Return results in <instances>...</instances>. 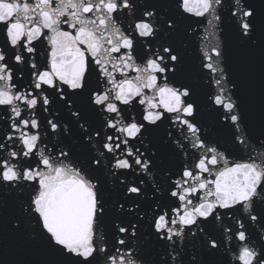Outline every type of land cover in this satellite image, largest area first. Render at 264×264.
I'll return each instance as SVG.
<instances>
[{
  "label": "snow or ice",
  "instance_id": "1",
  "mask_svg": "<svg viewBox=\"0 0 264 264\" xmlns=\"http://www.w3.org/2000/svg\"><path fill=\"white\" fill-rule=\"evenodd\" d=\"M0 264H264V0H0Z\"/></svg>",
  "mask_w": 264,
  "mask_h": 264
}]
</instances>
